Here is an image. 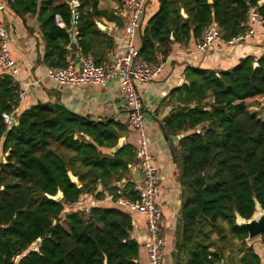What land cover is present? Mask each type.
<instances>
[{"label":"trees","instance_id":"1","mask_svg":"<svg viewBox=\"0 0 264 264\" xmlns=\"http://www.w3.org/2000/svg\"><path fill=\"white\" fill-rule=\"evenodd\" d=\"M260 1L157 0L156 11L141 18L138 59L157 63L170 43L187 45L212 23L227 41L243 33L250 7L264 18ZM7 4L20 17L37 8V0ZM56 15L66 28L56 26ZM101 15L98 0H81L77 37L84 54L85 38ZM70 27L68 5L53 8L42 26L49 68L67 65ZM19 90L0 72V264H13L17 255V264H137L130 213L93 207L83 220L80 211L67 212L82 195L102 199L98 186L116 201V184L134 152L128 146L110 152L120 138L112 121L93 122L60 103H37L14 114ZM171 96L179 111L165 128L168 136L182 133L171 152L183 185L174 264H221L227 249L239 256L237 264H262L236 220H249L257 205L264 210V120L250 112L264 103V52L228 70L189 68ZM3 114L14 115L17 125L8 128ZM125 190L127 199H137L138 193ZM58 192L62 199H51ZM37 238L42 241L35 251ZM259 239L264 245V230Z\"/></svg>","mask_w":264,"mask_h":264},{"label":"crops","instance_id":"2","mask_svg":"<svg viewBox=\"0 0 264 264\" xmlns=\"http://www.w3.org/2000/svg\"><path fill=\"white\" fill-rule=\"evenodd\" d=\"M62 4L68 5V0H43V2L37 0L36 12L20 17L8 6L7 0H0V5L4 8L0 13V19L7 29L11 59L18 69L14 81L19 89L25 92L14 114H19L37 103H60L70 112L93 122L112 121L113 128L120 133L119 140H123L122 144L114 147L116 151L128 146L132 152H135L139 138L129 125L118 80L108 82L105 86H68L58 85L46 78L49 66L43 61L46 44L42 26L51 15V10ZM144 4L143 15L146 21L156 11L158 3L157 0H144ZM98 9L102 15L94 18V31L89 32L85 38V42L89 43V51L86 54L93 56L98 65H105L124 54L123 28L128 22V17L121 8L120 0H98ZM58 27L66 28L64 22L63 26ZM71 31V27L66 29L68 35ZM201 37L202 34L198 39H190L187 45L170 43L166 48V54L160 51L156 58V62L162 65L160 76L153 82L138 85L144 103L143 126L148 151L152 164L160 175L156 203L161 210L160 232L165 240L162 264H174L176 230L183 201L181 173L171 152L172 145L176 144L182 133L168 136L165 128L166 122L179 111L177 97H172L171 93L186 82L189 68L228 70L244 57L249 55L259 57L264 52V35L260 32L246 43L232 47L222 43L203 53H197L195 46ZM74 41L77 48L70 51L67 61H72L78 66L79 59L86 54L80 48L77 35H74ZM12 118L15 119L14 115ZM134 166L133 160L128 165V172L116 184L120 190L117 191L119 197L124 196L122 190L125 187V194L130 191L138 193L141 187V176ZM98 191L103 192L102 199L98 200L85 194L74 203V212L80 211L83 220L87 219L89 210L93 207L118 208L112 195L105 192L101 186H98ZM130 217L131 236L139 245L137 264H148L145 219L138 213H130ZM234 244L236 245L237 241H234ZM246 244L258 252L261 263L264 264V245L260 243V239L246 240ZM238 258L234 250L230 252L227 249L224 251L221 264H237Z\"/></svg>","mask_w":264,"mask_h":264},{"label":"built area","instance_id":"3","mask_svg":"<svg viewBox=\"0 0 264 264\" xmlns=\"http://www.w3.org/2000/svg\"><path fill=\"white\" fill-rule=\"evenodd\" d=\"M121 8L127 13L128 22L123 28L124 54L114 58L105 65H98L90 54L79 59V65L70 61L65 67H53L46 71V78L58 85L68 86H105L108 82L118 80L124 98L128 122L131 129L138 135L139 144L134 152V167L141 176V187L136 200L120 196L115 201L117 207L128 213L142 215L147 229V256L148 264H162L164 259L165 240L160 232L161 210L156 203L160 175L152 164L148 151L145 129L143 126L144 103L139 93L138 85L155 81L161 74L162 65L138 59L139 44L137 33L141 27V18L144 13V0H120ZM73 35H78L77 24L80 17L81 0H68ZM0 5V13L3 11ZM57 26H63L60 15L55 16ZM76 29V31H75ZM264 35V18L256 7H250L243 33L224 41L222 32L215 24L205 27L201 40L195 46V52L203 53L218 44L236 46L250 41L256 33ZM0 72H6L11 79L18 75L15 62L9 52L7 29L0 19ZM15 82V81H14ZM25 96L23 90L18 92V102ZM12 114H3L7 124ZM74 205V204H73ZM41 238H37L31 248L39 250ZM19 255L12 259L17 264Z\"/></svg>","mask_w":264,"mask_h":264},{"label":"water","instance_id":"4","mask_svg":"<svg viewBox=\"0 0 264 264\" xmlns=\"http://www.w3.org/2000/svg\"><path fill=\"white\" fill-rule=\"evenodd\" d=\"M264 4V0H261L259 2V6H262ZM106 29V28H105ZM70 45L68 47L69 50H74L77 48L75 41H74V35L73 31L70 32ZM16 124V121L14 118H11L9 122L7 123L8 128L14 127ZM123 140H118V146L119 144H122ZM116 151L115 148H111L110 152L114 153ZM70 179L74 184H77V179L74 178L72 175H70ZM123 182V181H122ZM51 199L55 201H60L62 199V193L58 192L56 196L51 197ZM259 212V214L257 213ZM237 225L241 226L248 234L247 240H254L256 238H259L264 230V210L260 208V206H256V211L252 215V217L249 220H244L240 217H237L236 220ZM147 246H148V240H147Z\"/></svg>","mask_w":264,"mask_h":264},{"label":"rangeland","instance_id":"5","mask_svg":"<svg viewBox=\"0 0 264 264\" xmlns=\"http://www.w3.org/2000/svg\"><path fill=\"white\" fill-rule=\"evenodd\" d=\"M250 112L258 115V117H260L261 119L264 120V103H263V106L260 110L259 109H252ZM73 211H74V205L67 207V212H73ZM257 213L259 214V212H257Z\"/></svg>","mask_w":264,"mask_h":264}]
</instances>
